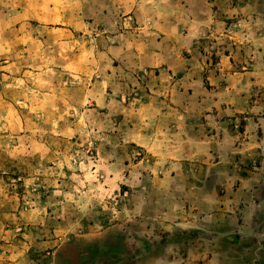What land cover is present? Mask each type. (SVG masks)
<instances>
[{
	"label": "rangeland",
	"instance_id": "374dc122",
	"mask_svg": "<svg viewBox=\"0 0 264 264\" xmlns=\"http://www.w3.org/2000/svg\"><path fill=\"white\" fill-rule=\"evenodd\" d=\"M264 0H0V264H264Z\"/></svg>",
	"mask_w": 264,
	"mask_h": 264
},
{
	"label": "crops",
	"instance_id": "0c3cea01",
	"mask_svg": "<svg viewBox=\"0 0 264 264\" xmlns=\"http://www.w3.org/2000/svg\"><path fill=\"white\" fill-rule=\"evenodd\" d=\"M263 190H264V187H263Z\"/></svg>",
	"mask_w": 264,
	"mask_h": 264
}]
</instances>
